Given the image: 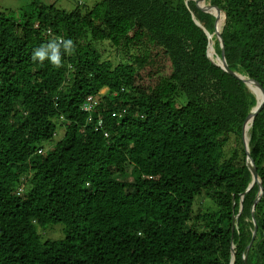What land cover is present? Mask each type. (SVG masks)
<instances>
[{
  "label": "trees",
  "instance_id": "1",
  "mask_svg": "<svg viewBox=\"0 0 264 264\" xmlns=\"http://www.w3.org/2000/svg\"><path fill=\"white\" fill-rule=\"evenodd\" d=\"M196 1L0 11V264H264V102L249 130L253 238L241 129L256 99L210 61L219 23ZM210 4L229 68L264 95V0ZM57 223L64 238L41 242Z\"/></svg>",
  "mask_w": 264,
  "mask_h": 264
},
{
  "label": "rangeland",
  "instance_id": "2",
  "mask_svg": "<svg viewBox=\"0 0 264 264\" xmlns=\"http://www.w3.org/2000/svg\"><path fill=\"white\" fill-rule=\"evenodd\" d=\"M31 1L32 0H0V11L5 12V14L9 17L17 19L21 11L29 8ZM39 1L46 5L53 4L55 7L59 9H63L65 11H72L78 6L81 7L82 10H85L86 8L92 7L94 4H96L97 2H100L101 0H39ZM206 3L210 4V0H206ZM212 40L214 42L213 47L215 49V46H214L216 42L215 35L212 36ZM101 47L104 49V57L110 58L112 60L113 59L115 60L117 58V53L113 49H111L107 43H103ZM215 56H218L217 52ZM241 75L246 76L245 74H241ZM105 92H106L105 88L101 90V93L104 94ZM63 133H64V126L59 124L57 127L56 135L53 137L51 141L45 143L46 152L49 151L53 147V145L63 136ZM232 146L233 144L231 143L228 146V149H230ZM22 191H24V187L20 186L18 189V192H22ZM195 206H196L195 209H197L198 206L204 207V206H208V204L196 202ZM38 232L40 234L41 242L45 240L63 239L65 236L64 231H63V225L61 223L47 225L45 228H38Z\"/></svg>",
  "mask_w": 264,
  "mask_h": 264
},
{
  "label": "water",
  "instance_id": "3",
  "mask_svg": "<svg viewBox=\"0 0 264 264\" xmlns=\"http://www.w3.org/2000/svg\"><path fill=\"white\" fill-rule=\"evenodd\" d=\"M187 2H188V0H185V3H187ZM196 3L202 9H204L208 13L212 14L215 17L216 22L219 23V20H221L220 19V13L218 11H216L215 9H213L210 6V4H207L206 3V0H199V1H196ZM194 21L197 24V26H199V27L202 28L201 24L195 18H194ZM224 24H225V18L222 17V21L220 23V30L217 29L218 27H216L213 34H210L207 31L205 32L206 35H207V38H208V57L210 58V61L211 62H213L217 66L221 67L225 72H227L230 75H233L236 78L240 79L245 84V86L249 89V91H251L254 94L255 99H256V104L253 107V109L249 112V114L247 115V117H246V119H245V121H244V123L242 125V129H241L242 142H243V146H244L245 153H246V165H247V167H248V169L250 171V174H251V182L248 185L247 189L241 194V196L243 197L244 194L254 184H258V186H259V190H258V192L256 194V197L254 199V203H253L252 209H251L252 221H253V225H254V229H253V232H252V237L254 238L255 237V233H256V224H255V221H254V215L253 214H254V206H255L256 202L258 201V199L260 197V193H261V181H260V178H259V176L257 174V170H256V167L254 165V162H253V160L251 159V156H250L249 144H248L249 143V140H250V137L248 138V142H247V137H246V133H245V125H246V123L249 120H251L250 127L252 126V123H253V120H254L256 114L260 111V109H261V107L263 105L264 95H263L262 89L259 87V85L256 82H254L253 80H251L250 78H248V77H246L244 75H241L239 72L233 71V70H231L229 68V66H228V64L226 62V59H225L223 47H222V45L220 43V35H221L222 30H223ZM213 35H215V39L218 41L219 46H220V56H218V58H220V60H221L220 63H217V62L213 61L214 58L209 54V50H210L211 47L213 48V44H214V42L212 40V36ZM251 87H255L256 90H258V91L257 92H253V90L251 89ZM258 94L261 95L260 98L258 97ZM246 249H249V245L247 246ZM232 256H233V252H232ZM243 259H244V262L246 263V256H244ZM231 264H232V261H231Z\"/></svg>",
  "mask_w": 264,
  "mask_h": 264
},
{
  "label": "bare ground",
  "instance_id": "4",
  "mask_svg": "<svg viewBox=\"0 0 264 264\" xmlns=\"http://www.w3.org/2000/svg\"><path fill=\"white\" fill-rule=\"evenodd\" d=\"M220 19L221 20H219V27L217 28V29H219L220 30V23H221V21H222V17L220 16ZM214 48V47H213ZM212 47L210 48V50H209V53H210V55L214 58V60L217 62V63H220L221 62V60H220V58H218V56H215L216 55V52H215V50L213 49ZM251 89L253 90V92H257L258 90H256V88L255 87H251ZM258 97L260 98L261 97V95L260 94H258ZM250 125H251V120H249L247 123H246V125H245V133H246V137H247V142H248V138H249V130H250Z\"/></svg>",
  "mask_w": 264,
  "mask_h": 264
},
{
  "label": "clouds",
  "instance_id": "5",
  "mask_svg": "<svg viewBox=\"0 0 264 264\" xmlns=\"http://www.w3.org/2000/svg\"><path fill=\"white\" fill-rule=\"evenodd\" d=\"M71 46H72V41H71V40H68V41L65 42V48H66V49H67V48H70ZM35 57H37V58H39L41 61H43L44 58H45V52L42 51V50H39V51H37V52L35 53ZM50 59L52 60L53 63L59 65V63H60V57H59L58 54H54V55H52Z\"/></svg>",
  "mask_w": 264,
  "mask_h": 264
},
{
  "label": "built area",
  "instance_id": "6",
  "mask_svg": "<svg viewBox=\"0 0 264 264\" xmlns=\"http://www.w3.org/2000/svg\"><path fill=\"white\" fill-rule=\"evenodd\" d=\"M97 99L94 96H89L83 103V109H90L97 104Z\"/></svg>",
  "mask_w": 264,
  "mask_h": 264
}]
</instances>
